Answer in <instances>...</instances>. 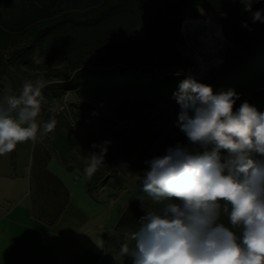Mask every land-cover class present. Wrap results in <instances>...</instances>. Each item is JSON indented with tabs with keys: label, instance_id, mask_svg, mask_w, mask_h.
<instances>
[{
	"label": "rangeland",
	"instance_id": "rangeland-1",
	"mask_svg": "<svg viewBox=\"0 0 264 264\" xmlns=\"http://www.w3.org/2000/svg\"><path fill=\"white\" fill-rule=\"evenodd\" d=\"M206 15L230 35L226 38L224 62L238 52L235 39L247 42L253 38L255 28L250 20L226 15L217 17L200 8L196 19ZM188 19L195 20L189 15L184 21ZM242 22H247L248 28L242 27ZM183 24L180 28L183 44L178 47L182 62L174 68V73L179 72L181 76L197 67L194 57L185 55L192 34L183 30ZM27 41L22 36L7 40L2 49L5 57ZM155 44L138 43L131 49L118 42L116 48L108 47L89 55L83 51L61 64L50 63L35 54L28 62L0 69V103L5 96H19L27 80L40 79L44 84L36 118L40 127L35 140L18 144L14 151L0 156V161L5 158L9 162L8 171L12 175L18 174V165L23 161L32 169L33 214L40 222L56 225L73 205L74 215L69 223L78 240L87 250L99 253L108 264L124 263L127 256L119 254L121 245L128 243L131 247L134 242L130 237L138 229L140 218L147 211L159 208L146 196L143 203L137 198L143 195L141 178L147 170L145 161L163 156L168 147L188 144L186 136L177 127L181 109L178 103L175 108L166 106L164 100L153 109H144L146 104L138 98L125 100L121 97L109 106L108 101L93 98L83 90L84 80L76 88L63 77L71 75L77 67L101 65L105 57L132 59L136 66L155 63L159 56ZM219 68H214L204 79L188 75L204 82ZM237 95L239 99L234 111L247 101L264 113L260 102L252 99V93ZM128 108L130 112L138 113L133 119H121L114 113L117 111L123 116ZM53 117L57 122L54 130L45 132L43 125ZM105 142L109 143L104 164L89 178L84 173L86 157L100 152V148L93 145H104Z\"/></svg>",
	"mask_w": 264,
	"mask_h": 264
},
{
	"label": "clouds",
	"instance_id": "clouds-1",
	"mask_svg": "<svg viewBox=\"0 0 264 264\" xmlns=\"http://www.w3.org/2000/svg\"><path fill=\"white\" fill-rule=\"evenodd\" d=\"M256 2L241 0L252 23H264V10L252 11ZM43 87L40 79L27 80L19 96L0 103V156L35 140ZM174 97L181 109L177 127L188 144L145 161L137 198L159 208L140 218L134 244H122L119 254L133 264H264V113L247 101L234 111L237 93L213 94L191 75ZM56 123L51 118L43 130ZM107 143L93 145L100 152L86 157L89 178L104 164Z\"/></svg>",
	"mask_w": 264,
	"mask_h": 264
},
{
	"label": "trees",
	"instance_id": "trees-1",
	"mask_svg": "<svg viewBox=\"0 0 264 264\" xmlns=\"http://www.w3.org/2000/svg\"><path fill=\"white\" fill-rule=\"evenodd\" d=\"M199 8L217 17L252 21L241 0H0V69L28 62L35 54L61 64L83 51L89 55L116 48L118 42L131 49L138 43H156L159 56L155 63L136 66L132 59L105 57L103 64L77 67L63 78L76 88L84 80L83 90L93 98L108 101L109 106L121 97L138 98L146 104L144 109L155 108L161 100L175 108L174 93L186 78L174 73L175 66L182 62L178 51L183 44L180 28L187 16L198 18ZM257 10H264V0L253 4L252 11ZM252 25L253 38L247 42L235 39L238 52L228 56L209 79L198 82L210 86L213 94L229 89L252 93V99L264 108V23ZM224 35L230 38L226 29ZM17 36L28 41L6 58L4 44ZM130 111L128 108L123 116L114 113L121 119H133L138 113ZM221 222L230 226L226 216H221ZM123 264H133L132 258L127 257Z\"/></svg>",
	"mask_w": 264,
	"mask_h": 264
},
{
	"label": "crops",
	"instance_id": "crops-1",
	"mask_svg": "<svg viewBox=\"0 0 264 264\" xmlns=\"http://www.w3.org/2000/svg\"><path fill=\"white\" fill-rule=\"evenodd\" d=\"M9 167L0 161V264H108L78 240L69 223L73 205L52 227L37 220L32 169L23 161L12 175Z\"/></svg>",
	"mask_w": 264,
	"mask_h": 264
},
{
	"label": "bare ground",
	"instance_id": "bare-ground-1",
	"mask_svg": "<svg viewBox=\"0 0 264 264\" xmlns=\"http://www.w3.org/2000/svg\"><path fill=\"white\" fill-rule=\"evenodd\" d=\"M183 30L192 34L185 55H192L197 65L189 70V74L204 79L214 68L223 65L227 39L222 28L218 27L209 15L203 19L184 21Z\"/></svg>",
	"mask_w": 264,
	"mask_h": 264
},
{
	"label": "built area",
	"instance_id": "built-area-1",
	"mask_svg": "<svg viewBox=\"0 0 264 264\" xmlns=\"http://www.w3.org/2000/svg\"><path fill=\"white\" fill-rule=\"evenodd\" d=\"M188 74H189V70H187L186 73L183 75L188 77L189 76Z\"/></svg>",
	"mask_w": 264,
	"mask_h": 264
}]
</instances>
